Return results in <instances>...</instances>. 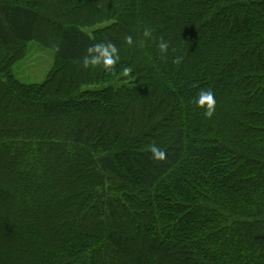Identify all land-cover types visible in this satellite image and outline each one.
<instances>
[{
    "label": "trees",
    "instance_id": "obj_1",
    "mask_svg": "<svg viewBox=\"0 0 264 264\" xmlns=\"http://www.w3.org/2000/svg\"><path fill=\"white\" fill-rule=\"evenodd\" d=\"M0 264H264V0H0Z\"/></svg>",
    "mask_w": 264,
    "mask_h": 264
},
{
    "label": "rangeland",
    "instance_id": "obj_2",
    "mask_svg": "<svg viewBox=\"0 0 264 264\" xmlns=\"http://www.w3.org/2000/svg\"><path fill=\"white\" fill-rule=\"evenodd\" d=\"M104 25L105 23H102L98 27ZM86 30L92 32L93 28ZM53 60L54 51L51 48L43 46L38 41H32L26 57L14 66V73L25 83H41L46 78Z\"/></svg>",
    "mask_w": 264,
    "mask_h": 264
},
{
    "label": "clouds",
    "instance_id": "obj_3",
    "mask_svg": "<svg viewBox=\"0 0 264 264\" xmlns=\"http://www.w3.org/2000/svg\"><path fill=\"white\" fill-rule=\"evenodd\" d=\"M150 30L146 29L144 35L149 36ZM128 42L131 43V37H128ZM167 44L161 43L160 44V49L161 51H166L167 50ZM103 49V56L104 59L101 60L100 58H96L95 56H91L90 58H86L84 61L85 67H87L89 64L92 65H98L102 64L106 70H111V66L116 63V60L118 59L117 55V49L115 45L113 44H108V45H96L93 49H89V52H95ZM200 105H204L205 103L207 104V110L205 111V115L209 118L213 115L214 112V106H215V100H214V95L211 91H204L201 92L200 99L198 101ZM153 152L159 159L164 158V153L160 151L158 148L153 147Z\"/></svg>",
    "mask_w": 264,
    "mask_h": 264
}]
</instances>
